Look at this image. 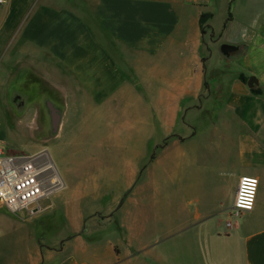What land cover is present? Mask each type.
I'll use <instances>...</instances> for the list:
<instances>
[{
    "label": "crops",
    "instance_id": "0c3cea01",
    "mask_svg": "<svg viewBox=\"0 0 264 264\" xmlns=\"http://www.w3.org/2000/svg\"><path fill=\"white\" fill-rule=\"evenodd\" d=\"M222 44L239 49L226 57ZM251 77L262 94L248 87ZM204 103L230 122L208 128L207 163L189 146L202 131L195 120ZM8 118L26 130L35 124V135L47 137L41 147L53 143L67 182L78 167L60 157L83 150L78 183L124 185L103 214L104 238H90L98 210H84L103 192L71 193L60 248L33 243L18 264H264V0H9L0 11V122ZM165 163L174 183L196 166L204 185L212 168L215 197L231 206L240 178H258L254 209L233 229L227 221L228 232L216 219L223 202L190 213L180 190L158 208L145 181ZM3 247H12L9 239Z\"/></svg>",
    "mask_w": 264,
    "mask_h": 264
},
{
    "label": "rangeland",
    "instance_id": "374dc122",
    "mask_svg": "<svg viewBox=\"0 0 264 264\" xmlns=\"http://www.w3.org/2000/svg\"><path fill=\"white\" fill-rule=\"evenodd\" d=\"M204 104L206 108L204 116L202 118H199L198 120H195L196 128L202 131L199 132V136L195 140L189 142V146H191L193 158H197L198 155L201 162L207 163L208 161H212V156H214L212 152L207 151L208 145L213 144L212 136H209L211 134V130L209 129L228 127L230 122L224 116L219 117L218 113L215 114L216 112L211 103ZM42 106L44 109L45 105ZM7 122V126L3 125V123L0 122V145L2 147L12 153L15 152L30 154L41 150H47L49 151L51 157L55 158V161L58 160V156H56L57 153L52 142L46 145L47 149L41 147L43 145V141L39 140L42 138L46 139L47 137L35 135V131L37 128L35 124H32V127L26 130L23 127L24 125L20 126L19 123L12 120V118H8ZM120 122L125 123V121ZM36 124H38L37 121ZM82 128L84 129V123H82ZM49 136L51 137V134ZM81 138L82 135H79L78 140L80 143L82 142ZM197 150L199 153L197 152ZM60 160L63 162V165L71 169H74V164H77L78 168L75 166V168H77V173L75 175L76 177L69 178L70 180L73 179V182L71 181V183H69L64 177L61 176L65 187L42 202V206L46 207L47 209L44 208V210L42 207H40L39 212L33 216H30L26 211L18 212L17 214L9 213L6 224L3 226L0 224V241L9 239V242L12 243V247L6 249L3 247L0 249V256L5 257L6 259H12L13 264H18V261L26 258L25 252L26 250H30L33 243L37 244L38 247L40 246L50 249L60 248V239L62 238L64 233L68 235V232L66 230L68 221L65 216L64 210L65 204L69 203L67 198L71 193L77 192L80 194H85L86 192L91 191L103 192L104 196L102 198L101 196H99L96 202L91 206L85 205L84 210L86 211V213H88L90 212L89 208L93 206H95V208L98 210V213H96L93 218H89V220L92 219L93 222L90 223L89 221V223L87 224V230H90V227L93 228V233L90 238H92V240H101L107 235L106 229L104 228V226H107V222L103 214L106 213V209L110 207L113 201L112 198H114L120 192V189H122L124 185L118 183L104 185L78 183V179H84L86 176L84 164L85 151L83 150L76 153L75 155L72 151L68 150L67 152H64L62 154ZM116 161L117 158L114 157L113 162L116 163ZM118 165L119 163L117 165L114 164L116 168H118ZM166 165L167 163L157 165V167L153 168L151 183H149V174L146 175V190L144 194H149L152 196L156 194L157 196H159L157 204L158 208L164 210L166 207V203L170 202L166 200V196L169 194H173V192L175 191L177 192L181 190V193L188 194V198L186 199V201H183V204H186V207L190 213L194 212L198 208L208 211H218V209L220 208L219 203L223 202V207L221 208L225 209V213L216 216V219L224 228H226L227 221L235 220L234 218L230 217V209L232 207L231 204H227V202L223 198L218 199L215 197V189L218 185L219 179L217 177H214L212 168L208 170L206 181L203 185L202 183H199L196 178V166L187 170L186 174L182 178V181H177L174 183L171 182V179L168 178L169 174L167 172L168 170H170V168L166 167ZM225 180H227V177L225 178ZM95 187H97V190L95 189ZM203 189L204 193L207 194V196L205 199H203L202 197L201 199H198L197 192H203ZM180 202V200H173V204ZM144 203L146 202L144 201ZM2 213L8 214L4 210ZM113 224H115V221L113 222ZM58 229H61V233L57 231ZM232 231L234 230H228V232ZM160 234L161 232H158L156 233V236ZM153 236L154 235H152V237ZM177 259L178 258H175L174 262H180V260ZM1 264H4V262Z\"/></svg>",
    "mask_w": 264,
    "mask_h": 264
},
{
    "label": "built area",
    "instance_id": "2783aa9c",
    "mask_svg": "<svg viewBox=\"0 0 264 264\" xmlns=\"http://www.w3.org/2000/svg\"><path fill=\"white\" fill-rule=\"evenodd\" d=\"M8 2L0 0V11ZM58 173L47 150L30 154L12 153L0 145V209L10 214L23 211L30 216L37 214L40 203L59 191L56 190L59 181L48 187ZM259 185L256 177L245 175L240 178L231 208V217L235 220L227 222L228 229H233L244 213L254 209Z\"/></svg>",
    "mask_w": 264,
    "mask_h": 264
},
{
    "label": "water",
    "instance_id": "95a60500",
    "mask_svg": "<svg viewBox=\"0 0 264 264\" xmlns=\"http://www.w3.org/2000/svg\"><path fill=\"white\" fill-rule=\"evenodd\" d=\"M239 48L234 45L230 44H222L221 46V53L225 55L226 57H229L232 53L236 52ZM247 85L250 89H255L257 86H259V80L256 77H251ZM58 120L55 119V126H57Z\"/></svg>",
    "mask_w": 264,
    "mask_h": 264
},
{
    "label": "bare ground",
    "instance_id": "6f19581e",
    "mask_svg": "<svg viewBox=\"0 0 264 264\" xmlns=\"http://www.w3.org/2000/svg\"><path fill=\"white\" fill-rule=\"evenodd\" d=\"M51 163H52V162H51ZM52 164H53V163H52ZM57 181L60 182V185L56 188V190L58 191V190H60V189H63V187H65V186H64L63 180H62V178H61V176H60L59 173H58L57 176L54 178V181H52V182L49 183L48 187H49L51 184H55Z\"/></svg>",
    "mask_w": 264,
    "mask_h": 264
},
{
    "label": "trees",
    "instance_id": "16d2710c",
    "mask_svg": "<svg viewBox=\"0 0 264 264\" xmlns=\"http://www.w3.org/2000/svg\"><path fill=\"white\" fill-rule=\"evenodd\" d=\"M204 32H205V30H204ZM243 80H246V79L243 78ZM252 92L255 93V94H262V91L258 90V89H252Z\"/></svg>",
    "mask_w": 264,
    "mask_h": 264
},
{
    "label": "flooded vegetation",
    "instance_id": "af4514ba",
    "mask_svg": "<svg viewBox=\"0 0 264 264\" xmlns=\"http://www.w3.org/2000/svg\"><path fill=\"white\" fill-rule=\"evenodd\" d=\"M51 124H52L53 126H55V119H52V120H51Z\"/></svg>",
    "mask_w": 264,
    "mask_h": 264
}]
</instances>
